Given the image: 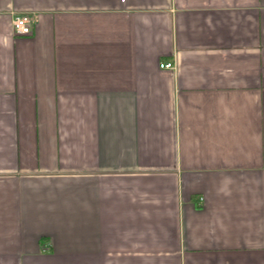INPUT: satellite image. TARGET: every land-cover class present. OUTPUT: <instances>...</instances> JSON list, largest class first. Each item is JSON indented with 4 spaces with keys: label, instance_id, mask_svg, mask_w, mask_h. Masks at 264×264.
Instances as JSON below:
<instances>
[{
    "label": "crops",
    "instance_id": "crops-1",
    "mask_svg": "<svg viewBox=\"0 0 264 264\" xmlns=\"http://www.w3.org/2000/svg\"><path fill=\"white\" fill-rule=\"evenodd\" d=\"M0 264H264V0H0Z\"/></svg>",
    "mask_w": 264,
    "mask_h": 264
},
{
    "label": "built area",
    "instance_id": "built-area-1",
    "mask_svg": "<svg viewBox=\"0 0 264 264\" xmlns=\"http://www.w3.org/2000/svg\"><path fill=\"white\" fill-rule=\"evenodd\" d=\"M35 18L31 13H15L13 14V31L16 35H28L32 33ZM161 67L174 68L173 61L160 64Z\"/></svg>",
    "mask_w": 264,
    "mask_h": 264
}]
</instances>
